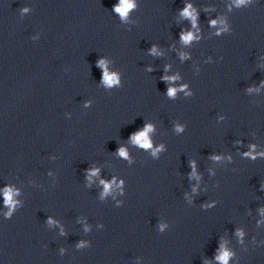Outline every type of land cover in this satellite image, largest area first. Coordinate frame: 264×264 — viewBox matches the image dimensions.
Listing matches in <instances>:
<instances>
[{
  "label": "clouds",
  "instance_id": "9594fccd",
  "mask_svg": "<svg viewBox=\"0 0 264 264\" xmlns=\"http://www.w3.org/2000/svg\"><path fill=\"white\" fill-rule=\"evenodd\" d=\"M239 2L243 3V0H239ZM134 7V3L132 2V0H120V4L117 5L115 7V11L117 13H119L121 15V17H126L128 12ZM191 9V6L189 5L188 8L185 9L184 11V15L185 16H192V12L190 11ZM215 23V22H213ZM183 39L185 41H188L190 39H192V36L191 34H188V35H185L183 37ZM102 63V62H101ZM104 80L107 84H114L116 83V77L114 75H108L107 72H105V76H104ZM174 90H170V95L173 93ZM151 128H147L144 132H141L139 133L138 135H136L134 137V140L135 142L139 143L140 145H142L144 148H149L151 145L148 141V138H147V131H150ZM120 155L121 156H126V152L122 149L121 152H120ZM6 203H12V197H11V194L10 192H6ZM228 253L225 252L224 255L222 257H220V259L224 260L225 261V264H226V261L228 259Z\"/></svg>",
  "mask_w": 264,
  "mask_h": 264
}]
</instances>
